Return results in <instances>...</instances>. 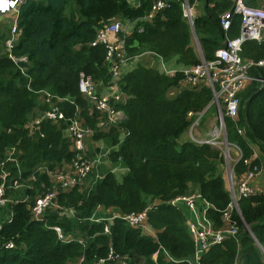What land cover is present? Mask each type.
Instances as JSON below:
<instances>
[{"label": "trees", "instance_id": "obj_1", "mask_svg": "<svg viewBox=\"0 0 264 264\" xmlns=\"http://www.w3.org/2000/svg\"><path fill=\"white\" fill-rule=\"evenodd\" d=\"M133 1L24 0L19 4L16 19L20 35L12 54L24 56L26 61L14 63L0 52V163L6 159L5 151L14 148L19 165L4 162L7 180L19 174L20 180L29 176L35 180H30L32 188L22 190L27 199L10 190L12 200L0 207V241L11 240L16 246H0V264H95L108 256L109 244L115 254L126 255L127 264H191L194 243L186 218L181 207L170 201L194 190L210 204L206 214L214 227H223L222 214L231 196L220 168L222 149L186 138L192 122L187 112L208 108L212 104L210 89L203 84L198 90H182L169 98L168 91L182 74L167 76L142 64L131 65L119 81L128 96L124 117L118 126L102 133L97 131L98 114L88 108L77 81L78 73L84 71L97 84L108 82L105 48L90 42L97 29L114 17L134 22L130 33L122 35L130 56L150 51L171 65L193 66L201 58L214 59L216 49L238 35L240 15L233 12L232 0H187L189 5L200 6L190 27L183 16V0H167L168 7L150 21L145 16L154 0ZM246 1L253 6L264 2ZM226 11L231 22L224 30L220 15ZM194 34L198 50L192 45ZM241 56L264 57V40L245 41ZM19 66L26 68L27 76L20 73ZM250 75L264 78V68H251ZM38 90L67 97L57 103L65 115L73 116L78 107L85 125L93 130V138L109 140L110 164L127 169L121 180L102 169L100 178L88 188L59 192L58 203L76 210L75 219L50 209L42 221L30 217L27 205L33 203L34 190L42 193L50 189L46 171L39 168L53 171L74 157L63 122L46 119L31 124L34 109L46 107L37 99ZM238 98L237 118L224 117L226 139L241 152L231 167L237 180L248 169L245 159L251 158V165L264 164V83L250 81ZM254 148L258 151L255 156ZM148 196L156 200L151 206ZM98 206L120 214L145 209L155 235L127 226L120 217L110 224L108 220H91ZM230 214L238 232L212 245L198 264H264V189L240 198ZM107 224L109 234H104ZM53 225L82 237L83 243L58 241Z\"/></svg>", "mask_w": 264, "mask_h": 264}, {"label": "built area", "instance_id": "obj_2", "mask_svg": "<svg viewBox=\"0 0 264 264\" xmlns=\"http://www.w3.org/2000/svg\"><path fill=\"white\" fill-rule=\"evenodd\" d=\"M24 0H0V14H17L18 6ZM169 3L167 0H154L153 4L145 16V20L150 21L157 13H160ZM232 10L240 15L239 33L235 38L227 39L224 44L216 49L214 59L206 61L203 58L200 62L193 66H174L165 62L160 56L153 53L157 58V64L160 65L158 71L167 76H174L177 72L182 74L178 84L171 88L175 94L182 90H198L205 84L211 91L212 103L216 106V118L218 126L213 130L212 138H197L193 135L192 130L198 125L200 113L187 112V117L193 119L190 128V139L197 144H211L221 148V145L227 147L222 141H216V137H225L226 130L224 117L231 119L237 118L239 105V92L252 80L264 83V78L253 77L250 75L251 68H264V57L259 59L244 58L241 56L242 44L247 40H255L261 42L264 40V2L260 6H253L246 0H232ZM183 16L190 27L193 25L194 9L188 4L187 0L182 2ZM124 21L120 17H114L110 21L105 22L97 29L94 39L90 42L91 46L103 45L105 48L104 60L107 64L108 82L105 85L97 84L92 77L80 71L78 73L77 87L79 93L83 96L90 110H94L97 114V125L105 126L111 124L118 126L123 119L125 106L128 96L120 89L119 81L124 67L133 56H130L126 50L123 36ZM231 22L230 12L226 11L220 15V25L225 30ZM20 30L17 27L16 17L12 20L8 37L3 42L2 53H5L14 63L24 62L26 58L16 57L12 54V48L16 44ZM195 38V36H194ZM196 39V38H195ZM144 53V52H142ZM136 56V55H135ZM21 74L26 75L25 67L19 66ZM28 81H31L29 78ZM28 88L31 90L28 84ZM40 96V103L46 104V107L38 111H34L31 124L35 125L43 120H51L54 122L65 124L63 132L69 141L70 149L74 152V157L69 162H62L61 168L55 170L43 171L50 180V189L37 194L31 205H27L32 220L44 219L45 211L55 210L60 216H66L65 207L57 201L59 192H68L74 187L82 184L89 174L93 171L96 164L104 162V157L109 153H101L93 150L89 152L86 146V136L93 133L87 127L83 119L79 115V108L76 107L73 116H66L61 107L57 104L65 101L67 97H59L50 94L47 91H35ZM238 132H241L240 130ZM106 133V132H105ZM118 133L123 134V130L118 128ZM238 149V147H236ZM222 149V148H221ZM14 148L8 152V157L4 162L8 161L19 165L18 159L14 156ZM227 150H222L226 153ZM254 154V150H253ZM241 158V152L238 149V159ZM4 162L0 163V207L4 206L8 200L10 190L16 189L20 185V177L7 180L6 169L3 168ZM244 163L248 165L247 171L236 181V185L230 184L229 192L231 203L223 214V227L215 228L207 217L206 211L210 204L200 195L198 191L189 195L176 196L170 201L172 205H183L192 213V219L186 221L187 228L194 243L193 259L191 264H198L201 255L206 252L212 245L219 244L228 236H235L238 232V226L231 219V210L237 209V202L242 197L254 195L264 189V186L254 185L252 182L261 173L262 166L257 164L251 165V158L245 159ZM41 169V168H39ZM32 177V176H29ZM100 207V206H99ZM72 211V209H69ZM114 217H120L124 223L135 229H139L143 234L154 236L155 232L148 222L147 211H131L126 214L113 213L108 224ZM93 221L106 220L105 218H92ZM103 228L104 234H109V226ZM54 230L56 239L60 242L77 241L83 243V238L72 233H66L59 225L51 226ZM0 246L6 249L15 248V244L11 240L0 241ZM126 255L121 256L115 254L113 248L109 244L108 256L99 258L95 264H127Z\"/></svg>", "mask_w": 264, "mask_h": 264}, {"label": "rangeland", "instance_id": "obj_3", "mask_svg": "<svg viewBox=\"0 0 264 264\" xmlns=\"http://www.w3.org/2000/svg\"><path fill=\"white\" fill-rule=\"evenodd\" d=\"M131 1L134 3L133 0H131ZM190 6L194 9V16H195L199 11L198 8L200 6H199V4H194V5H190ZM125 23L126 22H124V27H125ZM124 27H123V29H124ZM124 32H125V30H124ZM122 35H124L123 32L120 33V37H122ZM192 45L195 47L196 50L199 49L198 41L194 37L192 40ZM2 50H3V37H2V39H0V52H2ZM155 58H156V56L153 53H149V52L145 51L144 53H141L137 56L131 57L129 59V61L127 62V65L130 66V65H135V64H142L145 67H149V68H153V69L158 70L160 68V65L155 62ZM122 75H123V73H122ZM37 99H38V101L40 100L39 95H38ZM39 103H40V101H39ZM38 110H40V109H38V108L34 109V111H38ZM201 113L202 114L199 118L198 125L193 128L192 133L195 137L200 138V139L201 138H212L213 137V135H212L213 130L215 129V127L218 126L217 118H216V106H215V104L212 103L208 108L204 109ZM192 121H193V119H192ZM111 126H112L111 124H108L105 126H98L97 125V128H98L97 131L102 132V133L108 132V130L110 129ZM189 128H190V126H189ZM189 128H188L187 133H186V138H188V139H190ZM222 140H223L222 136L216 137V141H222ZM221 148L223 151L227 150L226 153L222 152L223 153V162L220 164V168H221V171L223 173L226 185H227V180H226L227 174H228V172H230L231 173V185L235 186L237 179L236 178L233 179L231 167H232L233 163L235 161H237V159H238V149L232 143H228V145H227V147H225V149H224V145L222 144ZM91 149L95 150L97 152H101V153L108 152L109 149L111 150V147L109 145V140L106 138L95 139L94 141H92ZM9 150L10 149H7L5 151L6 158L8 157ZM16 153H17V151L14 152V156L17 158ZM260 164L262 166L264 165L262 162ZM40 168L41 169H39V170L43 171V166ZM102 169L110 170L118 180L122 179V177L124 176L123 173L125 172V170L122 169V167L112 166L108 160V155H107L106 157H104V162H102L100 165L96 164L93 171L89 174V176L85 179V181L77 187L78 190L88 188L91 184H93L95 182L96 179L100 178V176L102 175V173H101ZM30 180H35V177L33 176V177H29L25 180H20L19 187L16 189H13L15 191H18L19 196L24 198V199H27L28 197L21 195L23 193L22 190H23V188H26L28 186L30 188H32ZM227 187L230 190L229 185H227ZM34 191L35 192L37 191V192L33 196V198H32L33 200L37 197L36 195L39 194L37 189H35ZM196 191L197 190H194V191H192L188 194H185V195H189V194L194 193ZM9 194H10V192L8 193V196H9L8 202H10L12 200V196H10ZM146 198H147V204L149 206H151L153 203L156 202L155 199L150 198L149 196ZM31 204H28V205H31ZM178 206H181V205H178ZM69 209H72V211H70ZM114 212L118 213V211H115L113 209L111 210V209L105 208L103 206H100V207L98 206L95 209L92 218L99 216L98 218H105L106 220L109 221L110 216ZM0 213H2V212L0 211ZM65 213H66V216L65 215L64 216L66 218H69V219H75L77 214H78V212L76 210H74L73 208H67V207H65ZM186 216H188V215H186ZM186 216H185V218H186Z\"/></svg>", "mask_w": 264, "mask_h": 264}, {"label": "crops", "instance_id": "obj_4", "mask_svg": "<svg viewBox=\"0 0 264 264\" xmlns=\"http://www.w3.org/2000/svg\"><path fill=\"white\" fill-rule=\"evenodd\" d=\"M199 8H198V10H199ZM198 13H199V11H198ZM16 15H17L16 13L15 14H9V13L0 14V36L1 35L3 36V42L9 35L11 22L16 17ZM133 23L134 22L131 23V22L126 21L125 27H124V30H125L124 34L125 35H128L130 33V31L132 30ZM155 62L157 63V58H155ZM130 69H131V65L130 66L127 65L124 67L123 71L125 73V72H128ZM167 95L169 98H173L176 94L173 91L169 90ZM94 140L95 139L93 138V133L86 136V146L89 149V152L93 151L91 149V144H92V141H94ZM257 153H258V151H256V148H254V156L257 155ZM122 169L125 170V172L123 173L125 175L127 172V169L126 168H122ZM252 183L254 185H259L260 187L264 186V165L262 166L261 173L255 178V180ZM180 207H181L184 215L185 214L188 215V216L185 215L187 218L186 221H189L190 219H192V213L190 212V210L183 205H181Z\"/></svg>", "mask_w": 264, "mask_h": 264}, {"label": "water", "instance_id": "obj_5", "mask_svg": "<svg viewBox=\"0 0 264 264\" xmlns=\"http://www.w3.org/2000/svg\"><path fill=\"white\" fill-rule=\"evenodd\" d=\"M194 36H195V38H196V35L194 34ZM223 142L226 144V145H228V141H227V139H226V136L225 137H223ZM227 184L230 186V184H231V173L230 172H228V174H227ZM245 224V223H244ZM245 226L247 227V225L245 224ZM247 229H248V227H247ZM249 230V229H248ZM250 231V230H249Z\"/></svg>", "mask_w": 264, "mask_h": 264}]
</instances>
